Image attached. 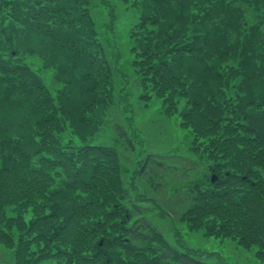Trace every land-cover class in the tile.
I'll use <instances>...</instances> for the list:
<instances>
[{
  "label": "trees",
  "instance_id": "trees-1",
  "mask_svg": "<svg viewBox=\"0 0 264 264\" xmlns=\"http://www.w3.org/2000/svg\"><path fill=\"white\" fill-rule=\"evenodd\" d=\"M90 1L0 0V244L15 264H209L144 216L118 150L86 140L115 72ZM121 1L138 14L130 65L141 98L179 113L187 159L218 176L188 188L181 220L264 261V0ZM138 163L132 174L161 167L151 154Z\"/></svg>",
  "mask_w": 264,
  "mask_h": 264
},
{
  "label": "rangeland",
  "instance_id": "rangeland-1",
  "mask_svg": "<svg viewBox=\"0 0 264 264\" xmlns=\"http://www.w3.org/2000/svg\"><path fill=\"white\" fill-rule=\"evenodd\" d=\"M122 4L121 0L90 1L98 32L115 72L113 100L110 104L97 107L89 113L94 125L98 123L100 129L96 139L95 135H88L86 140L110 145L118 150L123 166L124 183L127 187L132 184L130 193L132 199L134 198L144 216L172 246L189 252L195 259L209 264H264V261L255 256L254 247L247 249L233 239L207 236L205 229H189L185 221L181 220V213L189 204L188 188L195 182L209 183L211 177L217 174L207 168H201L200 171L204 173L201 174L198 167L202 165L195 166L187 159L190 154L187 150L191 138L188 131L179 125V113L165 114L161 101L156 96L149 101L141 98L144 90L130 65V48L133 42L129 34L138 14L133 11L131 16H128V10L124 9ZM110 9L117 10L112 29L111 18L108 15ZM246 19L248 24L254 21L252 11L246 13ZM24 42L28 43V38ZM41 66L43 65L40 61L35 60V67ZM40 71L50 84L52 78L50 72L46 69ZM182 105L183 101L181 107ZM25 115L27 116L25 113L20 117ZM120 132L124 133L120 135ZM128 141H131V145ZM147 154H151L155 162H160L161 167L132 174L135 168L139 169L138 162H142ZM182 158H186L185 161H181ZM190 166L193 169L189 171ZM7 214H14L11 207L7 208ZM25 217L28 219L29 214ZM0 264H15L11 249L2 244ZM46 264L57 263L51 261Z\"/></svg>",
  "mask_w": 264,
  "mask_h": 264
},
{
  "label": "water",
  "instance_id": "water-1",
  "mask_svg": "<svg viewBox=\"0 0 264 264\" xmlns=\"http://www.w3.org/2000/svg\"><path fill=\"white\" fill-rule=\"evenodd\" d=\"M216 179H217V176H215V175L211 177L212 182H214Z\"/></svg>",
  "mask_w": 264,
  "mask_h": 264
}]
</instances>
